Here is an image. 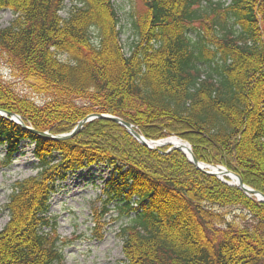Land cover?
Masks as SVG:
<instances>
[{"label": "trees", "instance_id": "1", "mask_svg": "<svg viewBox=\"0 0 264 264\" xmlns=\"http://www.w3.org/2000/svg\"><path fill=\"white\" fill-rule=\"evenodd\" d=\"M65 1L0 0L16 16L0 29V60L43 98L0 80L1 111L52 136L90 114L115 116L147 140L177 137L198 162L264 195V0H139L128 53L113 0H73L62 17ZM22 142L37 173L12 185L0 264H62L49 200L70 173L98 164L115 174L105 205L119 199L123 214L135 213L119 231L124 264H264V204L180 151L150 150L107 120L55 141L0 117L4 165ZM230 207L250 224L215 211Z\"/></svg>", "mask_w": 264, "mask_h": 264}, {"label": "rangeland", "instance_id": "2", "mask_svg": "<svg viewBox=\"0 0 264 264\" xmlns=\"http://www.w3.org/2000/svg\"><path fill=\"white\" fill-rule=\"evenodd\" d=\"M113 4L119 19V42L123 51L128 53L132 42L129 16L142 10L141 2L113 0ZM64 6L65 10L60 13L62 17L67 16L73 0H66ZM15 18L12 12L1 11L0 29L7 27ZM61 59L64 61L65 57ZM0 80L9 83L19 96L30 98L36 104L43 103V98L32 94L28 85L16 77L2 60ZM4 155V147H0V231L8 221L5 207L12 185L37 173L33 145L28 142L20 144L19 151L7 166L4 165ZM114 177L113 167L98 164L70 173L65 181L57 183L56 192L48 203L47 216L52 222V229H55L56 235L64 242L61 246L62 264H124L119 231L130 225L135 213L127 216L123 214L125 204L119 199L105 205L108 199L104 193L105 190L108 191L107 182ZM215 211L230 223L248 225L251 222L250 217L242 215L237 208H215Z\"/></svg>", "mask_w": 264, "mask_h": 264}, {"label": "water", "instance_id": "3", "mask_svg": "<svg viewBox=\"0 0 264 264\" xmlns=\"http://www.w3.org/2000/svg\"><path fill=\"white\" fill-rule=\"evenodd\" d=\"M0 117L2 118H6L8 120H10L11 122L19 125L20 127L27 129L29 131H31L34 134H37L38 136L50 139V140H55V141H63V140H69L74 138L83 128V126L93 120H107V121H111L113 123H116L118 125H120L121 127H123L126 132L139 144H141L142 146L150 149V150H159L160 148L163 147H167L169 146V149L167 152H165L164 154L169 153L172 150H177L180 151L185 158L188 160V162L190 164H192L198 171L209 175V176H213L216 177L218 180H220L221 182L225 183L228 186H232V187H236L238 190L242 191L246 196L248 197H253L255 198L258 202L263 203L264 204V195H262L261 193L246 187L242 180L240 179L239 176L231 173L230 171L226 170L223 167L220 166H208L205 165L203 163L198 162L192 151L190 146L181 141L178 140V142L181 143V146H173L169 143H167L168 139H176L174 137H170L168 139L165 140H159V141H150V140H146L144 137H142L135 129L134 127L127 123L124 122L123 120H121L118 117L115 116H110V115H104V114H90L88 116H86L84 119H82L80 122L77 123V125L72 129L71 132L67 133V134H63V135H58V136H52L49 135L47 132H35L34 130H32L29 127H26L22 120L20 119L19 116L12 114V113H7L4 111L0 110ZM183 148H185L186 150H184ZM187 152V153H186ZM224 178L228 179L229 181H225Z\"/></svg>", "mask_w": 264, "mask_h": 264}, {"label": "bare ground", "instance_id": "4", "mask_svg": "<svg viewBox=\"0 0 264 264\" xmlns=\"http://www.w3.org/2000/svg\"><path fill=\"white\" fill-rule=\"evenodd\" d=\"M167 143H169V144H171V145H173V146H181V143L180 142H178V140L177 139H168L167 140ZM184 150H186L185 148H183ZM187 153V152H186Z\"/></svg>", "mask_w": 264, "mask_h": 264}]
</instances>
